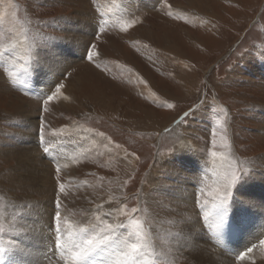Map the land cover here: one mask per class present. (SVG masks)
<instances>
[{"label": "rangeland", "instance_id": "374dc122", "mask_svg": "<svg viewBox=\"0 0 264 264\" xmlns=\"http://www.w3.org/2000/svg\"><path fill=\"white\" fill-rule=\"evenodd\" d=\"M9 3L17 7H7ZM100 3L107 8H112L113 4L128 7L140 17L141 23L134 25L128 33H122L118 27L110 24L98 40L93 36L90 26L85 25L86 31H90V36H86V44L95 41L102 58L97 61L99 68L85 57H82L81 63L76 62V66L75 62L68 64L67 71L72 72V76L67 81L71 79V84L74 85H66L71 91H66L65 95L74 98L72 103L70 99L65 100L70 103V109L53 103L49 113L37 112V97L45 91L38 92L34 82L30 85L27 96L16 92V101L19 106L22 105L23 116L20 113L12 114L14 108L8 104L9 97L3 95L0 99L2 131H22L14 125L22 123L26 114L32 115L33 119L36 115L43 116L52 127L69 125L70 128L80 130L81 134L71 133L61 142H64L68 154V160L60 162L68 164L67 173L62 170V175L65 179H71L66 188L69 198L65 201L69 212L80 216L92 207L89 200H96L109 191L119 199V186L127 179V173L133 167H138L140 171L136 181L124 191L131 193L140 187V175L148 171L147 165L152 162L158 148L160 151L166 150L175 133L186 131L185 126L174 132L169 130V133H164L163 129L171 124L173 128L176 127L175 120L197 101V89H205V82L209 99L213 94H218L217 106L227 107L232 114L229 132L232 148L229 153L221 147L219 141L215 147L211 144L209 128L214 126V118L210 123L207 114H203L192 124L191 129H187L192 133L188 139L198 149L199 160L206 164L198 172L201 182L211 186V170H222L221 158L212 157L211 153L224 151L226 156L231 155L238 166L254 169L252 178L244 187L249 191H259L261 185L255 183L259 178L264 180V65L241 62L236 72H230L229 67L236 66L238 53L248 49L253 43L257 45V49L264 47V0H169L173 5L172 16L158 10L156 0H100ZM5 8L8 13L6 23L0 25L5 30L4 42L9 36L7 30L11 29L13 33L19 34L27 29L29 35L39 31L45 35L69 37L72 42L69 52H72L78 42L75 37L79 33V24L86 22L92 27L95 23L90 19L88 0H0V12H4ZM13 12L16 13L15 18L12 17ZM211 14H214L212 22L209 17ZM61 15L73 16L71 30L61 31L47 26L52 18ZM108 19L111 21L112 17L109 16ZM199 28H202L203 33ZM82 43L79 44L80 52L85 47ZM171 48L176 50L171 51ZM36 51L40 50L33 49V52ZM42 54L44 52L40 51V55ZM13 59L17 64L24 63L26 56L23 50ZM77 63L81 66H77ZM5 67L0 66V73L4 78L7 75ZM221 80L225 83L221 84ZM164 101L174 103L175 109L162 107L161 103ZM251 105H255V108L250 111ZM35 119L38 120L37 116ZM85 128L106 133L114 143L123 145L129 152H136L140 156V162L137 164L129 158L131 162L126 163L123 154L101 137L93 135L92 139L96 144L91 145L83 134ZM0 140H7V137L0 136ZM106 144L108 147H105ZM84 149L87 151L81 154ZM4 159V155H0V172L10 168V163H6ZM45 160L49 165V160ZM162 166L166 167L164 164ZM203 170H208L209 173H204ZM52 171L48 167L44 172L45 182L50 183H45L48 196L51 195L52 180L46 172ZM145 190H148L147 186ZM24 195L39 198L23 192H13L10 195L0 193V212L4 213L5 224L11 219L13 212L21 211L19 207H13V204L20 203L14 197ZM172 202L167 199L153 205L150 209L153 213L150 218L153 225L151 230L157 247L168 252L169 260L174 261V264H187L184 255L180 254L183 250H176L177 241L173 234L177 231L175 221L179 218L173 213L176 206ZM41 203L45 208L49 206L47 200H41ZM260 203L256 207H261ZM190 208L199 221H202L203 213L198 205H194L193 200L190 201ZM199 225L197 224L198 228ZM263 236L261 237L264 238ZM259 238L250 239L244 245L240 241L241 251L251 246V243L258 244ZM210 245L221 254L222 250L233 257L237 256L231 249L233 245H230L231 248L223 247L225 249L219 243L210 241ZM254 251L257 252L255 259L259 258L258 255H264L259 247Z\"/></svg>", "mask_w": 264, "mask_h": 264}, {"label": "snow or ice", "instance_id": "6c2138e0", "mask_svg": "<svg viewBox=\"0 0 264 264\" xmlns=\"http://www.w3.org/2000/svg\"><path fill=\"white\" fill-rule=\"evenodd\" d=\"M158 10L167 16H172L173 5L169 0H156ZM7 7L16 8L17 5L9 3ZM93 36L96 40L105 33L111 24L118 27L122 33H128L134 25L141 23L134 10L113 4L107 8L100 0H88ZM7 8L0 12V25L6 23ZM16 13H12L15 18ZM111 16L110 21L108 17ZM73 16L61 15L52 18L50 25L61 31L71 30ZM9 36L5 41V30L0 28V66H6V77L0 85V91L14 90L28 95L30 85L39 83L41 77H46L49 85L43 95L37 97L36 111L49 113L50 105L69 100L65 95V80L72 76L67 71V55L71 39L64 35H45L42 32L28 34L24 29L15 34L7 30ZM38 49L40 51L33 52ZM20 50L25 53L24 63L17 64L15 57ZM84 57L88 62L99 68L97 61L102 58L95 41L86 44ZM241 62H250L264 65V47L257 49L253 43L248 49L241 50L237 56V65L230 66V72H236ZM63 76L64 79H59ZM220 83H225L221 80ZM220 85L218 84L217 87ZM205 82V89L207 88ZM197 89V101L189 106L179 119L175 120L179 128L185 126V132H177L172 143L166 150L159 148L147 165L148 171L140 175L139 185L134 192H126L129 184L137 179L140 169L133 167L127 173V179L119 186L121 196L115 198L111 191L106 195L98 196L96 200H89L92 207L75 216L68 210L65 203L69 198L66 188L71 179H65L62 170L67 173L68 164L59 162L60 157L55 155V149L63 138L71 133L81 134L79 129L70 128L69 125L52 127L43 116H38V125L33 131L36 134V146L40 158L48 159V167L53 171L48 173L52 180L51 195H47V186L38 177L44 176L39 164L37 154L30 150L26 140V130L22 123L14 126L22 131H2L0 136L7 140H0V155L6 150L15 161V167L0 172V193L13 192L30 193L29 195L14 197L20 203L13 204L21 211L12 213L7 224L4 222V213L0 212V262L2 264H174L169 260L168 252L159 249L151 230L153 205L163 200H181L188 198L186 184L193 185L191 197L194 205H198L203 213V220H193L191 217L181 216L175 221L177 231L173 234L178 250L182 249L189 255L185 257L187 264H207L202 257L204 245L198 241L213 237H228L236 230L242 229L247 213L255 207L254 201L238 195L247 181L252 178L254 169L238 166L224 151H212V157H220L221 169H212L213 180L211 186L201 182L198 175V149L188 139L192 133L187 129L203 114H207L210 123L214 118V126L209 128L211 144L215 147L219 141L221 147L231 152L232 143L229 141L232 114L227 107L217 106L218 94L209 99L208 91ZM155 96V93H153ZM158 99V98H157ZM162 107L175 109L174 103L164 101ZM255 105L249 106V110ZM169 133V128L163 129ZM85 138L94 146L96 141L92 136L107 140L109 144L123 154L126 163L129 158L137 164L140 156L136 152H129L121 144H116L104 132L94 128L83 129ZM158 136L159 133H156ZM105 147H108L106 144ZM155 147V145H154ZM87 149L82 150L81 154ZM167 164L165 168L162 165ZM215 163V161H214ZM148 188L146 191L145 188ZM198 186V187H197ZM41 200H47L49 207H43ZM108 206L107 208L105 206ZM114 205V206H113ZM70 216L72 218H70ZM200 224V227H197ZM210 234V235H209ZM259 247L264 251V238L257 243L245 247L235 257L239 262H252L255 264L253 249ZM183 252L180 254L182 255ZM264 261V257H261Z\"/></svg>", "mask_w": 264, "mask_h": 264}, {"label": "bare ground", "instance_id": "6f19581e", "mask_svg": "<svg viewBox=\"0 0 264 264\" xmlns=\"http://www.w3.org/2000/svg\"><path fill=\"white\" fill-rule=\"evenodd\" d=\"M195 2V1H194ZM204 2H205V0H204ZM221 2H223V1H221ZM231 3H232V1H230ZM234 2V1H233ZM192 3V2H191ZM199 3H200V1H199ZM227 3V2H226ZM193 4V3H192ZM191 5V4H190ZM218 5H220V4H218ZM225 5V4H224ZM234 5V4H233ZM204 6V5H203ZM223 7V6H222ZM182 8V7H181ZM188 8V7H187ZM190 9V8H189ZM188 9V10H189ZM219 9V8H218ZM195 10V9H194ZM9 11V10H8ZM180 11V10H179ZM178 11V12H179ZM12 12V11H11ZM181 12V11H180ZM213 12V11H212ZM200 13H202V12H200ZM215 13V12H214ZM195 14H197V13H195ZM177 15H180V14H178L177 13ZM203 15V14H202ZM208 16V15H207ZM224 16V15H223ZM209 17H210V19H211V22H212V20L214 19V14H211V15H209ZM225 17V16H224ZM187 18V17H186ZM87 19V18H86ZM184 19V18H183ZM192 19V18H191ZM208 19V18H207ZM217 19V18H216ZM226 19V18H225ZM195 20V19H194ZM185 21H187V20H185ZM191 21V20H190ZM209 21V20H208ZM79 22V21H78ZM181 22V21H180ZM221 22V21H220ZM195 23V22H194ZM196 23H197V21H196ZM199 23V22H198ZM216 23V22H215ZM75 24V23H74ZM89 25L90 26V28H91V31H92V27H91V25L89 24V23H81V24H79L80 26V28H79V30H78V34H77V37H75L76 39H77V43H75V44H77V46L72 50V52H69V54L67 55V59H66V64L68 65L69 63H73V62H75L74 63V66H76V62H79V63H81L82 61H81V59H82V57H84V54H85V51H86V42H87V38H86V36L87 37H89L90 36V31H86V28H85V25ZM212 24V23H211ZM191 25V24H190ZM193 25V24H192ZM198 25V24H197ZM201 25V24H200ZM207 25V24H206ZM74 26V25H73ZM205 26V25H204ZM211 26V25H210ZM192 27V26H191ZM208 27V26H207ZM195 28V27H194ZM218 28V27H217ZM200 29V28H199ZM202 29V28H201ZM201 29H200V31H201ZM210 29V28H209ZM212 29V28H211ZM214 29V28H213ZM73 30V29H72ZM206 30V29H205ZM85 34H84V33ZM202 33H203V30L201 31ZM200 32V33H201ZM216 32V31H215ZM83 33V34H82ZM211 33V32H210ZM81 34V35H80ZM89 34V35H88ZM189 36V35H188ZM85 40H84V39ZM189 39V38H188ZM195 40H196V38H195ZM200 40V39H199ZM82 42H85V44H83ZM190 42V41H189ZM72 43V42H71ZM80 43H82L85 47L83 48V50H82V52H80L81 51V45H79ZM194 44V43H193ZM82 45V46H83ZM191 46V45H190ZM70 47H71V45H70ZM175 48H171L170 50L172 51V50H174ZM176 50V49H175ZM174 50V51H175ZM197 52V51H196ZM44 54H42L41 56H43ZM181 57V56H180ZM16 59V58H15ZM14 59V60H15ZM79 63H77V66H81V64H79ZM69 66V65H68ZM182 66V65H181ZM67 70H68V68H67ZM256 74V73H255ZM79 76H81V75H79ZM77 77H78V75H77ZM82 77V76H81ZM42 79H41V81L39 82V83H36L34 86L36 87L35 89L38 91V92H43V91H47V89H48V87H49V85H48V83H47V79H46V77H41ZM84 78V77H83ZM71 80V79H70ZM70 80H68L67 81V79L65 80L67 83H66V85L69 87L70 85V87H74V85H72L71 84V81ZM77 80V79H76ZM79 80V79H78ZM3 82H4V77L2 76V74L0 73V85H2L3 84ZM80 82V81H79ZM84 83V82H83ZM81 85V84H80ZM78 86V85H77ZM68 87H66V90H65V92L66 91H71V89L70 88H68ZM37 93V92H36ZM3 95H6V97H9L8 98V100H9V102H8V104L10 105V107L11 108H14L13 110H14V112H12V114H15V113H17V114H21L22 116H23V112L21 111L22 110V108H21V106H19L18 105V103H17V96L16 95H18L17 93H16V91H14V90H3V91H0V99H1V97L3 96ZM20 100V99H19ZM71 100H72V102H74V98H72V97H70V102H71ZM71 102V103H72ZM22 103V102H21ZM58 104H60L61 106L62 105H64V107L66 108V109H70L71 107H70V103L68 104V102H66L65 100L64 101H61L60 103H58ZM78 104V103H77ZM78 106H80V105H78ZM104 108L106 109V107L104 106ZM109 108V107H108ZM29 111H30V109H29ZM10 112V111H9ZM33 112H34V110H33ZM31 116L32 115H28V114H26L25 115V117H26V119L22 122L23 123V125H24V129L23 130H26V140L28 141V146H29V148H30V150L31 151H33V152H35L36 154H37V157H38V163L39 164H41V165H43L44 167L41 169V171L42 172H45V170H46V168H48L47 167V160H45V159H43V158H40V153H39V151H38V149H37V146H36V134H35V132L33 131L32 132V130L33 129H35L36 127H37V125H38V123H36V122H38V120H36L35 118H36V116L38 117V115H36L35 116V118L33 119V118H31ZM80 116V115H79ZM127 116V115H126ZM134 119V118H133ZM109 120V119H108ZM112 121V120H111ZM174 122V121H173ZM175 123V122H174ZM171 124V123H170ZM167 128H169V130H171L172 132H174L176 129H178V127L176 126V127H174L173 128V126H172V124L171 125H167L166 126ZM64 143V142H63ZM63 143H60V144H58L57 145V147H56V149H55V152H54V154L55 155H58L59 157H60V160H59V162H65V161H67L68 160V154H67V150H65V144H63ZM92 145V144H91ZM12 150L11 149H9V150H6V152H5V154H4V160L3 161H6V163H10V168H13V167H15V161H14V159L11 157V155H9L8 153H10ZM66 151V152H65ZM119 157V156H118ZM46 161V162H45ZM166 167L165 168H167L168 167V165L165 163L164 164ZM206 164H203V162L201 161V160H199V158H198V166H199V170L201 171L202 169H203V167L205 166ZM52 169V168H51ZM47 171H49V170H47ZM51 171V170H50ZM75 172V171H74ZM203 172L204 173H209L208 172V170L205 172L204 170H203ZM49 172H46V174H48ZM49 176V175H48ZM45 175L44 176H42V177H38V179H41V180H43L44 181V183H49V182H45ZM49 179H50V177H49ZM50 184V183H49ZM256 185H261L260 186V190L259 191H255V190H252V191H249L248 189H245V187L241 190V192L240 193H238V195H245V198H247V199H250V200H252V201H254V203H255V207L254 208H252V210H250L248 213H247V215H246V217H245V221H244V224H243V227H242V229H239V230H237L236 232H237V234L240 236V239L242 240L241 242L243 243V245L244 244H246L250 239H252L253 240V238L254 239H258L259 237H261L262 235H264V180H261L260 178L257 180V182L255 183ZM185 187L188 189V198L187 199H181V200H179V201H177V200H173V199H170V200H172L173 202V206H176L175 207V209H174V211L175 212H173V213H175V216L177 217V218H181V216L183 215H186V216H188V215H190L191 216V218L194 220V219H196V220H199V218L197 217V215H196V213L193 211V210H191V208H190V201L192 202V197H191V190H192V185L191 184H186L185 185ZM91 191V190H90ZM147 191V190H146ZM91 192H93V191H91ZM175 202H176V204H175ZM259 202H261L260 203V205H261V207H256V205H258V203ZM46 207V206H45ZM49 207V206H48ZM259 209H261V210H259ZM261 211H262V213H261ZM193 214L194 215H196V216H193ZM199 227H200V225H199ZM158 230H159V228H158ZM210 235V234H209ZM218 237V240H219V243L220 244H222L223 246H227L228 247V245L230 246V245H232V244H235L236 245V249L235 248H233L234 249V251H235V253H236V255H238V253L241 251V248H242V243H240L239 241H226V239L224 238V237H220V236H217ZM264 237V236H263ZM262 238V237H261ZM260 239V238H259ZM199 243H201V244H203L202 242H204L206 245H204V248H205V251L202 253V259L204 260V261H206L207 262V264H242V262H239V261H236V259H235V257H233V256H231V255H229L228 253H226V252H223L222 250H221V252H222V254L221 253H219L217 250H215L211 245H210V239L208 238V239H204V240H200V241H198ZM254 242V241H253ZM257 242V241H256ZM178 249V247L176 246V250ZM213 249V250H212ZM230 250V249H229ZM228 250V251H229ZM231 252V251H230ZM257 252H253V254H254V256H255V254H256ZM182 255H184V257H188V253L187 252H183V254ZM259 256V258L258 259H255V264H264V261H262L261 260V257H264V255H258ZM183 257V258H184ZM243 264H252V262H243Z\"/></svg>", "mask_w": 264, "mask_h": 264}]
</instances>
